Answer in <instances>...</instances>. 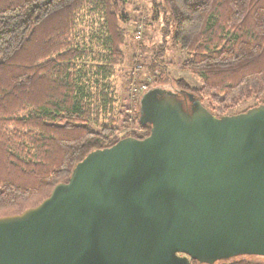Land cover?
I'll return each instance as SVG.
<instances>
[{
    "label": "water",
    "instance_id": "obj_1",
    "mask_svg": "<svg viewBox=\"0 0 264 264\" xmlns=\"http://www.w3.org/2000/svg\"><path fill=\"white\" fill-rule=\"evenodd\" d=\"M179 95L144 93L148 136L91 151L40 204L0 217V264L264 258V105L216 116Z\"/></svg>",
    "mask_w": 264,
    "mask_h": 264
},
{
    "label": "trees",
    "instance_id": "obj_2",
    "mask_svg": "<svg viewBox=\"0 0 264 264\" xmlns=\"http://www.w3.org/2000/svg\"><path fill=\"white\" fill-rule=\"evenodd\" d=\"M127 1L0 0V217L37 206L87 154L119 140L110 79L125 58ZM151 1L186 55L181 68L201 81L178 79L166 92L216 116L264 105V0ZM84 14L98 19L97 50L75 42ZM254 257L216 264H264Z\"/></svg>",
    "mask_w": 264,
    "mask_h": 264
},
{
    "label": "rangeland",
    "instance_id": "obj_3",
    "mask_svg": "<svg viewBox=\"0 0 264 264\" xmlns=\"http://www.w3.org/2000/svg\"><path fill=\"white\" fill-rule=\"evenodd\" d=\"M121 11L127 18L122 24L126 30L125 45L122 48L125 58L110 79L115 96L113 111L119 118L120 126L113 138L119 140L124 137L136 138L142 134L138 103L144 93L153 88L174 90L178 79H183L191 88L201 85L198 77L181 68L186 55L178 46L173 45L171 34L163 33L165 15L151 0H128L121 6ZM97 29L98 19L84 14L74 34L75 42L80 47L97 50L93 38ZM84 62L92 63L89 59ZM255 104L256 101L239 103L228 115L240 113ZM127 118L124 124L120 122ZM253 259L264 263L262 257Z\"/></svg>",
    "mask_w": 264,
    "mask_h": 264
},
{
    "label": "flooded vegetation",
    "instance_id": "obj_4",
    "mask_svg": "<svg viewBox=\"0 0 264 264\" xmlns=\"http://www.w3.org/2000/svg\"><path fill=\"white\" fill-rule=\"evenodd\" d=\"M146 133H147V129L143 128L142 134L140 136H136V138L142 139V138L146 137V135H147Z\"/></svg>",
    "mask_w": 264,
    "mask_h": 264
}]
</instances>
